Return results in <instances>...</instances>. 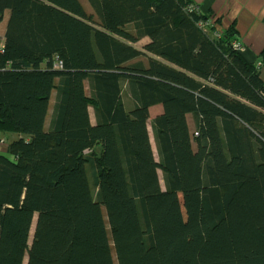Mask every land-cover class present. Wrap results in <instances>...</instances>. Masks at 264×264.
<instances>
[{
  "label": "trees",
  "instance_id": "trees-1",
  "mask_svg": "<svg viewBox=\"0 0 264 264\" xmlns=\"http://www.w3.org/2000/svg\"><path fill=\"white\" fill-rule=\"evenodd\" d=\"M191 1L0 0V264H264V51Z\"/></svg>",
  "mask_w": 264,
  "mask_h": 264
},
{
  "label": "crops",
  "instance_id": "crops-1",
  "mask_svg": "<svg viewBox=\"0 0 264 264\" xmlns=\"http://www.w3.org/2000/svg\"><path fill=\"white\" fill-rule=\"evenodd\" d=\"M193 1L201 13L208 15L210 22L219 20L214 23L215 30L223 32L224 29L233 25L248 55L256 56L264 51V0ZM8 16L9 11L6 10L3 19L0 21V48L4 44ZM143 39L144 42L148 41L147 38ZM91 118L93 119V117Z\"/></svg>",
  "mask_w": 264,
  "mask_h": 264
},
{
  "label": "rangeland",
  "instance_id": "rangeland-1",
  "mask_svg": "<svg viewBox=\"0 0 264 264\" xmlns=\"http://www.w3.org/2000/svg\"><path fill=\"white\" fill-rule=\"evenodd\" d=\"M190 5L192 6V9L193 10H198L199 8H198V6H197V4L195 3V1H191V3H190ZM189 5V6H190ZM240 42H241V40H239ZM143 43H145L144 42V39H142V40H140L139 42H137L136 43V46H138L139 48L143 45ZM242 43V42H241ZM243 44V43H242ZM139 59H143L142 57H139ZM123 88H125L124 86H123ZM123 102L125 103V104H129V101H130V99H129V95H128V93L126 92V90L123 92ZM53 100H54V95L52 96V98H51V104L53 103ZM129 100V101H128ZM154 108V107H153ZM155 108L156 109H161L160 108V105H157V106H155ZM50 112V111H49ZM48 118V117H47ZM151 119V118H150ZM149 119V120H150ZM188 124H189V128H190V130H191V132L193 133V131H194V125H193V120H192V117H191V115H188ZM148 130H149V135H150V138H151V141H152V146H153V150H154V154H155V158L158 160V156H157V151H156V148H155V143H154V139H153V135H152V130H151V127H150V125H148ZM8 135V137L11 139L12 137H17L18 136V134H15V133H12V134H7ZM5 141L7 142V140L5 139ZM6 143L5 142H0V152H2V153H4L5 152V150H6V145H5ZM99 146H97V151H99ZM159 172V177H160V182H161V186L163 187V182H162V179H161V171L159 170L158 171ZM34 222H35V218L33 219V223H32V228H31V231H30V237H29V241L32 239V235H33V226H34ZM23 264H26V259H24V261H23Z\"/></svg>",
  "mask_w": 264,
  "mask_h": 264
},
{
  "label": "built area",
  "instance_id": "built-area-1",
  "mask_svg": "<svg viewBox=\"0 0 264 264\" xmlns=\"http://www.w3.org/2000/svg\"><path fill=\"white\" fill-rule=\"evenodd\" d=\"M189 9L193 10L191 5L189 6ZM214 34L216 37H219L221 35V32L218 31V32H215ZM232 45L240 51L244 50V44H242L239 40L233 41ZM57 66H58V64H55V67H57Z\"/></svg>",
  "mask_w": 264,
  "mask_h": 264
}]
</instances>
